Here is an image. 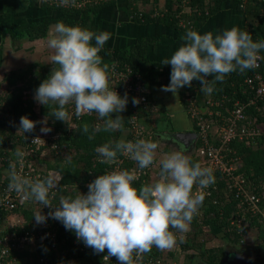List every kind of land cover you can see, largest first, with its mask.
Wrapping results in <instances>:
<instances>
[{"label":"trees","instance_id":"obj_1","mask_svg":"<svg viewBox=\"0 0 264 264\" xmlns=\"http://www.w3.org/2000/svg\"><path fill=\"white\" fill-rule=\"evenodd\" d=\"M60 1L62 0H38L40 7L55 8L59 12L58 15L32 20L23 27H18L14 21H3V15L0 12L1 44L7 35L9 38H28L30 40L45 37L49 27L58 22L96 32V28L91 24L92 17L98 13L100 8L116 2V0H66V2L63 0V3H60ZM76 1L82 3L78 5ZM223 1L225 0H127V3L129 15L135 22L156 21L176 28L194 30L201 27L210 15L217 12ZM235 1L237 7L244 10L246 17H253V20L249 19L247 22L246 31L251 34L254 41L264 40V0ZM240 3L243 5L241 6ZM161 38L162 35L141 34L128 45L115 47L105 44L98 54L102 58V64L109 66L111 60H116L120 67L127 64L134 71L140 73V80L143 81L145 87L144 92L151 100V93L155 87L166 86L170 82L171 71L157 74L147 57L148 46L156 45ZM92 43L94 45L95 41L93 40ZM260 53L264 56V50ZM38 67L39 69L36 70ZM53 67L52 63L49 66L41 60H35L24 67L17 68V71L13 68L10 69L4 75L3 81L0 80V87L2 84L5 86L4 91H0V186L9 184V173L13 167L16 171L18 170L20 161L15 156L16 149H20L22 152L25 150V157L22 159L23 171L30 168L40 174L39 179H44L49 175L62 176L54 196L53 194L49 195L52 204L58 206L62 196L74 198L80 193H87V182H91L99 174L114 170H131L134 165L133 160L123 159L122 155L118 153L115 161L102 164L100 163L101 157L95 149L104 143L113 144L121 139L126 140L130 136L128 117L132 98L127 96V107L119 113L123 117L122 129L114 132H96L95 137L90 140L88 136L92 129L98 124H103V120L96 113L85 114L77 119L74 114H71L74 105L70 104L67 106L70 119L66 124L51 117V109L55 105L47 108L34 100L35 89L49 75ZM254 70L264 72V59H261L260 65L256 68L228 74L222 83L214 84V91L211 94L202 93L205 96H219L225 93L233 98H244L248 94L241 92L243 79ZM209 79L212 78L209 77ZM197 89H200V82L194 79L191 87L185 86L178 91L180 97L184 99L188 93L195 94ZM152 109L150 107L144 110L140 106L139 122L144 129L154 132L152 141L157 142L156 132L158 129L151 120ZM246 110L248 117L261 126L262 132L253 141L248 143L234 141L231 146L236 148L240 157L237 171L244 176L250 190L260 196L261 203L264 205V98L256 105H250ZM22 115L37 122L32 132L23 134L22 130L18 129ZM116 115L113 113V118ZM44 117L47 119V127L51 129L48 132L41 131ZM84 124L89 126L87 134L81 131ZM192 127L197 130L194 120ZM35 133L41 136V141L38 144H32L34 152L31 153L27 149L31 146L29 137ZM21 145H24V148H21ZM200 147L201 141L198 138L192 152L186 155L193 163H200L201 166L208 167L205 157L199 154ZM164 148L167 150V147ZM46 149L53 155L52 159L40 157L41 152H45ZM159 172V163L157 165L154 163L145 179L134 181L133 185L139 189L141 184L152 183L159 179ZM213 174L217 186L211 187L209 194L204 193V201L198 214L191 221L190 230L186 234L176 233L178 238L180 235L184 236V242L180 243L178 239L177 244L171 250L161 251L153 247L150 253L144 254V257L150 258L156 264H168L175 261L178 264H221L227 251L244 249L249 253L252 264H264V219L261 215L250 214L243 203H238L234 191L227 188L228 178L217 173L216 170H213ZM194 190H196L195 186ZM42 207L34 200H29L13 209L20 212L24 219L21 224L15 226L16 231L51 229L56 233L55 240L62 252L58 262L82 264L78 259L82 262L85 259L88 260L87 256L89 257V252L93 249L86 246L81 248L82 241L74 242L75 233L66 230L60 221L48 217L46 221H49L51 225L41 227L36 223L33 215L40 208V211L45 215L50 211L48 207H44L43 210ZM244 211L248 212V221L245 225H241L242 228H238L232 221ZM211 214L213 216L208 217ZM250 230L257 236L259 240L257 244L249 245L245 242L246 235ZM172 231L176 232L175 229ZM206 235L220 241L215 245L206 246ZM42 246L39 253L45 252ZM106 251L101 253L93 251L92 254L100 258ZM26 255L23 252L20 253L21 260L18 264L29 263ZM68 257L74 258L71 263L65 260ZM108 262L111 263V259Z\"/></svg>","mask_w":264,"mask_h":264},{"label":"clouds","instance_id":"obj_2","mask_svg":"<svg viewBox=\"0 0 264 264\" xmlns=\"http://www.w3.org/2000/svg\"><path fill=\"white\" fill-rule=\"evenodd\" d=\"M110 35L107 31L97 33L56 23L47 41L52 50L49 62L54 67L34 91V100L47 108L55 105L51 117L66 124L70 119L67 109L70 104L74 105L77 119L96 113L103 124L92 129L90 140L96 132L122 129L123 117L119 113L128 103L126 94L122 97L109 87L108 65L102 64L98 54ZM181 40L184 43L171 57L161 61L162 65H171L170 82L161 90L174 95L185 86L191 87L194 79L200 82L202 92L211 94L214 84L222 83L228 74L256 68L258 61L264 59L260 55L264 40L254 41L249 32L237 27L215 35L188 29ZM132 103L138 104L139 100L133 98ZM113 113L117 114L115 118ZM36 123L22 115L18 129L23 134L30 133ZM42 125V132L51 130L46 118ZM81 131L89 133V126L84 124ZM158 147L157 142L146 139L134 142L121 139L98 146L95 151L101 157L100 163L115 161L119 153L135 161L137 169L99 174L87 185V193L74 198L62 196L58 206L52 204L49 193L57 188L62 176L32 180L18 175L13 167L8 189L19 193L25 202L34 200L50 209L47 215L41 208L33 215L37 224L51 217L60 221L66 230L73 231L94 253L107 250V256L115 257L119 264H141L144 254L150 253L153 247L171 250L178 239L184 242V236L178 238L176 233L186 234L190 230L191 221L205 198L203 189L215 181L213 170L193 163L181 145L180 150L165 154L159 160V179L141 184L138 189L133 182L139 180V171L156 162ZM15 156L22 160L24 153L16 149Z\"/></svg>","mask_w":264,"mask_h":264},{"label":"built area","instance_id":"obj_3","mask_svg":"<svg viewBox=\"0 0 264 264\" xmlns=\"http://www.w3.org/2000/svg\"><path fill=\"white\" fill-rule=\"evenodd\" d=\"M63 3V0L60 1ZM79 5L82 2H77ZM242 6L243 3H240ZM261 55V53H260ZM262 56V55H261ZM258 61V65H260ZM116 60H111L108 66V75L110 77L109 87L120 95L130 96L132 99L137 98L138 104H131L129 115L130 136L126 141H136L138 139L152 140L153 131L144 129L139 122L140 106L148 109L152 106L147 94L144 92V83L140 80V73L134 71L130 65L124 64L120 67ZM241 92L248 94L244 98H233L225 93L219 96L204 95L202 102L199 103L197 92L185 96L186 111L190 118L195 121L197 126L198 138L201 141L199 154L205 157L206 166L217 173H221L228 178L227 188L234 191L238 198L239 204H244L245 209L250 214H258L264 219V205L261 203L259 195L250 190L247 186L244 176L237 171L240 157L236 148L231 146L234 141H244L248 143L253 141L261 132L262 128L257 125L252 118L248 117L247 107L256 105L264 98V72L254 70L247 74L243 79ZM74 114V106L71 109ZM30 145L38 144L41 141L39 134H33L29 137ZM33 148V147H32ZM25 154V152H23ZM25 157V156H24ZM23 157V158H24ZM123 159H129L123 156ZM19 167L16 171L18 175L36 180L40 174L32 169L23 171V162L19 159ZM152 165L147 169L139 171V179H145ZM137 169V164L131 170ZM90 182H87L89 184ZM215 182L209 187L203 189L205 194L210 193L211 187H216ZM57 188L51 189L49 195L53 194ZM197 191L194 190V192ZM24 199L19 193L10 191L8 185L0 186V264H18L21 260L20 253L27 254L28 264H62L58 258L62 255L60 252L55 236V231L46 229L30 230L17 232L15 226L23 222V215L16 212L18 205H23ZM44 206L42 207L43 210ZM19 214V215H18ZM248 219V212L244 211L238 214L232 222L238 228L245 225ZM51 225L49 221L40 224V226ZM242 228V227H241ZM78 239L75 237L74 242ZM83 243V242H82ZM44 245V246H42ZM44 247L45 252L39 253L40 247ZM85 247L83 243L81 248ZM43 249V248H42ZM41 249V250H42ZM33 252V253H32ZM36 256V257H35ZM135 258V255H134ZM74 258L68 257L65 260L71 263ZM111 259V263L108 260ZM82 264H86L78 259ZM141 263L156 264L155 261L143 256ZM89 264H119L115 257H108L107 251L100 258H93ZM168 264H178L177 261Z\"/></svg>","mask_w":264,"mask_h":264},{"label":"crops","instance_id":"obj_4","mask_svg":"<svg viewBox=\"0 0 264 264\" xmlns=\"http://www.w3.org/2000/svg\"><path fill=\"white\" fill-rule=\"evenodd\" d=\"M5 1L6 2H0V5L4 7L5 10L4 18L5 16L7 18H5V21H14L18 27H23L32 20L44 17L43 15L56 16L59 13L57 9L49 6L40 7L38 2H34L35 0ZM247 20L248 18L246 17L244 10L237 7L235 0H225L222 2L221 7L217 12L210 15L201 27L194 30L198 31L201 34L206 32H212L213 35L217 33H222L223 30L230 29L232 27H237L242 31H246ZM91 24L94 28H96L97 33L102 31L109 32L111 34L110 39L105 44L115 47L130 44L133 42L136 36L141 34L162 35V38L159 43H157L156 45H149L147 48V57L151 61L152 66L156 70L157 74H162L166 71H171V65H162L161 61L165 58H170L174 51H176L184 43V41L181 40V37L187 31L186 28H176L156 21L147 23L135 22L129 15L127 0H116L115 4L107 5L105 7L100 8L98 13L92 17ZM54 26L55 24L49 27L48 34L45 37H39L33 40H30L28 38H16V41H19V43L24 45V47H28V42H32L31 44L34 45L33 49H37L40 44H46L49 38V34L54 29ZM13 39L14 38H11V40ZM16 41L14 39L12 41V44L8 46L5 45L4 42L3 44H1L0 40V63L2 64L4 48V52L6 53L7 58L5 66L6 69H9L10 67L12 69V66L14 67L18 64H23L22 67L26 65V63L24 64L22 62H19V60L15 61V59H13L12 57H10L9 59V56L15 54L19 55L18 52L22 49H19L18 43H13ZM11 47L12 50L9 49ZM14 47H16V49H14ZM49 51L50 50L48 49L47 54ZM0 69L6 70L3 67H1ZM161 88L162 86H159L155 87L152 90L150 97L151 103L152 106L156 108V110H152L161 112L163 114L162 117L164 118L163 120L161 119L159 124L161 128L157 127V132L159 134H162L163 138H165L166 136L168 140L170 139V141H172V139L174 138L172 133L178 131L191 130L193 128V120L189 117V122H185V124L183 125V122H181L178 118V105L175 108H171V106L168 105L167 99L163 101L165 105H163V107H160L162 102L159 101L160 98L158 97V93H161L162 95L168 93L162 91ZM176 94L178 96L179 103L181 104L185 114H187L188 116V113L186 111L185 99H182L180 97L179 91ZM153 118L154 115L152 114V122L154 121ZM165 146L167 145H163L161 148L158 147V149L161 151L168 152L169 150H166L164 148ZM251 230L246 235L245 242L249 245H254L257 244L259 240L255 233Z\"/></svg>","mask_w":264,"mask_h":264},{"label":"rangeland","instance_id":"obj_5","mask_svg":"<svg viewBox=\"0 0 264 264\" xmlns=\"http://www.w3.org/2000/svg\"><path fill=\"white\" fill-rule=\"evenodd\" d=\"M2 1H4V2H6L5 0H0V2L2 3ZM34 2H36L37 3V0L36 1H34ZM3 6H4V4H3ZM0 12L2 13V15H3V21H5V18H6V16H5V18H4V13H5V10H4V7H2L1 5H0ZM43 16H47V15H43ZM248 18V20H247V22L249 21V19H251V20H253V17H247ZM7 19V18H6ZM15 39V41H16V38H14ZM13 39V40H14ZM13 40H11V38H9V35H7V37L5 38V41H4V44L5 45H11L12 44V41ZM20 40V39H19ZM13 43H18V45H19V49H21L18 53H19V55L18 54H15V55H12V56H9V59H10V57H12L13 59H15V61H17V60H19V62H22V63H30L31 61H35V60H41V61H43V62H45L46 64H48L49 66H50V56H51V54H52V52H51V49H49L48 48V46H47V42H46V44L45 43H42V44H40L39 45V47L36 49H33V47H34V45H32L31 43L32 42H28V44L27 45H29L28 47L27 46H25L24 47V45L23 44H21V43H19V41H16V42H13ZM17 45V46H18ZM1 47V46H0ZM41 47V48H40ZM40 48V49H39ZM1 49V48H0ZM9 49H11L12 50V47L11 48H9ZM14 49H16V47H14ZM48 49L50 50L49 52H48V54H47V51H48ZM15 51V50H14ZM1 52V51H0ZM45 52V53H44ZM47 54V55H46ZM1 55V54H0ZM16 55H18V56H16ZM6 53L4 52V48H3V56H2V64L0 63V68L1 67H3L4 69H6L5 68V66H6ZM23 64H18L17 66H12V68L13 69H15L16 71L18 70L17 68H19L20 66H22ZM34 67V66H33ZM11 69V67L9 68V69H6V70H1L0 69V80H2L3 79V77H4V75L9 71ZM39 69V67L36 69V70H38ZM35 70V69H34ZM37 73V72H36ZM36 73H35V75H36ZM3 81V80H2ZM5 81V80H4ZM5 86H4V84H2V87H0L1 89H0V91L1 92H3L4 91V88ZM197 93H198V98H199V101L201 102L202 100H203V93H202V91L200 90V89H197V91H196ZM159 95H158V97L160 98L159 99V101H161L162 102V104L160 105V107H163V105H165L164 103H163V101L165 100V99H167L168 100V105L169 106H171V108H175L177 105H178V108H179V114H178V118L180 119V121L181 122H183V125L185 124V122H189V120H190V118H189V116H187V114H185V112H184V110H183V108H182V106H181V104L179 103V100H178V96H177V94H173L172 92H168V93H166V94H164V95H162L161 93H158ZM152 108V107H151ZM153 109H155L156 110V108L155 107H153ZM155 110H152V114L154 115V121H153V123L155 124V126L156 127H160V121H161V119L163 120L164 118L162 117L163 116V114L161 113V112H158V111H155ZM43 118V116L41 117V119ZM45 118V117H44ZM44 120V119H43ZM161 128V127H160ZM21 148H24V145H21L20 146ZM165 147H167V150H169L168 152H166V151H160V150H156L157 151V157H156V165L159 163V160L163 157V155H165V154H168V153H170V149H169V147L168 146H165ZM27 148V147H26ZM28 149V151L29 152H31V153H33L34 152V148H32L31 146H29V148H27ZM24 152H25V150H24ZM49 152V150H47L46 149V151L45 152H41V154H40V157H43V158H45V159H52L53 158V155H51L50 153H48ZM192 152V151H191ZM186 155V154H185ZM19 215V214H18ZM207 236V240H206V243H205V245L206 246H211V245H215L216 243H218L220 240H218L217 238L215 239V237H208V235H206ZM92 252H93V250L91 251V252H89V257L87 256V258H89L88 260H84V262L86 263V264H89L90 263V261L93 259V258H95V254H92Z\"/></svg>","mask_w":264,"mask_h":264},{"label":"water","instance_id":"obj_6","mask_svg":"<svg viewBox=\"0 0 264 264\" xmlns=\"http://www.w3.org/2000/svg\"><path fill=\"white\" fill-rule=\"evenodd\" d=\"M173 141L178 142L180 145H184L185 147H193L198 139L199 134L194 130L189 131H178L172 133ZM194 149V147H193ZM213 215H208V217H212ZM221 264H252V260L249 256V253L244 249H233L229 250L224 255V260Z\"/></svg>","mask_w":264,"mask_h":264},{"label":"flooded vegetation","instance_id":"obj_7","mask_svg":"<svg viewBox=\"0 0 264 264\" xmlns=\"http://www.w3.org/2000/svg\"><path fill=\"white\" fill-rule=\"evenodd\" d=\"M191 130H194L196 133H198L196 129H193L192 128ZM167 136H169V135H167ZM161 137H162V134H159L157 132V138H158L157 139V143L159 145V148H161L163 145H167L169 147V149H170V153L171 152H174V151H177V150H180V146L181 145L178 142H175L173 140L170 141V139L168 140L166 136H165V138H163V137L161 138ZM193 147H191V148L189 146L188 147H185L186 148V151H185L184 154L190 153L193 150Z\"/></svg>","mask_w":264,"mask_h":264}]
</instances>
